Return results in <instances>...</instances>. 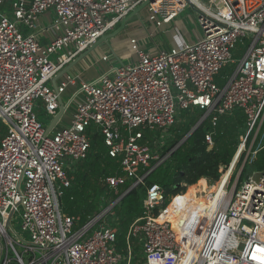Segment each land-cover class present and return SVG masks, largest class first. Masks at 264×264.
I'll return each mask as SVG.
<instances>
[{
	"label": "built area",
	"instance_id": "obj_1",
	"mask_svg": "<svg viewBox=\"0 0 264 264\" xmlns=\"http://www.w3.org/2000/svg\"><path fill=\"white\" fill-rule=\"evenodd\" d=\"M146 2L157 25L191 6L201 37L155 53L134 38L137 60L89 80L64 74L54 87L67 65ZM73 86L48 132L37 110L54 119ZM195 109L203 116L189 134L223 115L245 116L221 179L197 192L216 198L214 214L185 218L178 232L166 217L165 189L153 183L130 237L140 241L145 264H179L185 255L187 264H264V171L240 182L241 168L229 186L242 156L253 163L264 150V0H0V264H123L132 250L117 244L115 206L170 160L187 138L173 144L176 126ZM65 113L71 118L62 124ZM92 126L122 173L103 177L100 210L79 226L81 217L65 213L60 199L88 157ZM214 134L205 133L208 149Z\"/></svg>",
	"mask_w": 264,
	"mask_h": 264
},
{
	"label": "trees",
	"instance_id": "obj_2",
	"mask_svg": "<svg viewBox=\"0 0 264 264\" xmlns=\"http://www.w3.org/2000/svg\"><path fill=\"white\" fill-rule=\"evenodd\" d=\"M230 70L231 68H225ZM225 69L222 73L225 72ZM203 111L195 110L194 113L184 115L185 124L180 125L176 132V139L173 144H178L191 130V125L195 121V116ZM245 119L241 111L227 114L220 117L218 124L212 128L209 121L205 125L192 131L186 140L180 144L172 153L170 160L153 170L147 176L145 183L136 189L128 192L115 206L118 216L117 244L127 251L132 244L130 229L136 218L143 215L144 202L147 195V186L153 183L160 184L165 189L166 203L170 198L178 196L179 192L192 185L186 197L194 189H200L203 184L207 186L209 181H219L222 177L220 168L229 165L237 149V131ZM193 121V122H192ZM214 129V146L208 149L205 143V133ZM6 130L5 124L0 120V135ZM89 134L91 146L88 157L80 164L75 173V177L70 187L66 188L60 199L62 210L68 215L80 216L79 226L87 222L90 215L96 214L100 210L101 193L104 190L102 184L103 177L109 174H120L119 159L109 155L107 147L104 145L103 135L95 126L90 127ZM252 165L255 170L264 171V150L257 153ZM199 183V184H196ZM196 184V185H193ZM129 185L127 182L126 187ZM123 190H125V188ZM100 197V199H99ZM185 204L174 208L173 225L178 232L182 231L186 214L181 211L186 208ZM100 200V201H98ZM206 213L212 214L206 208L201 211L202 216ZM199 215L196 217L198 219ZM178 224V225H177ZM135 264H145L136 261ZM180 264H187L181 261Z\"/></svg>",
	"mask_w": 264,
	"mask_h": 264
},
{
	"label": "crops",
	"instance_id": "obj_3",
	"mask_svg": "<svg viewBox=\"0 0 264 264\" xmlns=\"http://www.w3.org/2000/svg\"><path fill=\"white\" fill-rule=\"evenodd\" d=\"M142 10L139 12V14H136L127 22L124 30H122L118 35L111 38L109 42H103L98 45L99 46L98 52H102L100 59L99 58L94 59L92 56V54L95 52L94 49L97 48L98 47L97 46L71 68L74 69L72 72L75 75H80L83 79L87 80L97 77L100 73L104 72L109 67L116 66L120 62L128 63L137 60L138 56L131 42V40L134 38L137 39L138 47L140 49L147 52L155 53L160 48L168 49L171 47H182L187 43L198 40V38H200L202 35V31L197 22V16H195L194 19L196 29L193 26H190V28H186V27L183 28L185 24L182 22L183 18L182 17L179 18L180 15L169 23L157 25L155 21L150 19L149 11H147L148 15L146 11L144 14L146 15L147 18L144 19V17H140L143 15ZM192 13L195 15L194 12ZM120 24L117 27H119ZM47 40L48 39L45 38L42 39L43 42H46ZM108 53L112 54L111 60L109 58ZM105 55L108 56V59L103 58ZM66 74H68V72ZM61 78L62 76L58 79L60 80ZM74 89L75 86L71 87V89H68V91L64 94L63 98L68 99L71 91ZM195 110L190 111L188 115L194 113ZM70 118H71L70 113H65L62 124L68 123L70 121ZM184 121L182 123H184ZM205 123L203 125H205ZM180 124L176 126L177 127L176 130L178 129ZM188 134L185 137H188ZM176 135H177L176 132H174L173 135L174 140L176 139ZM205 179L208 182V179L207 178ZM202 186H204V184ZM134 243L139 244L141 246L140 241L135 240L132 241L131 246L127 250L129 249L132 250Z\"/></svg>",
	"mask_w": 264,
	"mask_h": 264
},
{
	"label": "rangeland",
	"instance_id": "obj_4",
	"mask_svg": "<svg viewBox=\"0 0 264 264\" xmlns=\"http://www.w3.org/2000/svg\"><path fill=\"white\" fill-rule=\"evenodd\" d=\"M143 15L142 16H140V17H144V19L145 18H147L146 17V15H144L145 14V11H146V13H147V15H148V12L147 11H149L148 10V8L147 7H145L143 10ZM192 12H194L195 13V15L192 13ZM139 14V13H138ZM195 16H197V12L191 7V6H188L186 9H185V11L184 12H182V13H180V16H179V18H183L182 19V22L185 24V26H183V28L184 27H186V28H190V26H193L194 28H195V22H194V19H195ZM196 29V28H195ZM31 30H28L27 32L29 33ZM202 31V30H201ZM178 34H180V33H178ZM242 46H243V44L242 43H239L238 44V46H237V50H240L241 48H242ZM95 50V52L92 54V56H93V58L94 59H100V57H101V55H102V52H98V50H99V46L97 47V48H95L94 49ZM108 55H109V58H110V60L112 59L111 57H112V54H110V53H108ZM240 56V55H239ZM74 69H71L70 71H68V74H71V75H75L72 71H73ZM227 74H229L230 73V71H225ZM87 80H89V79H87ZM37 113H38V117H39V119H41L44 123H45V125H49L50 124V122H51V120L53 119L52 118V116L51 115H49V114H47V112L44 110V108H39L38 110H37ZM66 115H68V114H66ZM202 116H203V114L201 115L200 113H198L196 116H195V121H194V123H192V125H191V130L194 128V127H196L197 126V123L199 122V120L202 118ZM183 120H181V122H179L178 124H185V123H182L184 120L186 121V119H185V117L183 116ZM184 121V122H185ZM193 122V121H192ZM180 124V125H181ZM199 127H201V125L199 126ZM198 127V128H199ZM245 131V127L244 126H239V128H238V131H237V143H239V136H240V133L241 132H244ZM177 132V131H176ZM253 136V135H252ZM238 146V145H237ZM256 158V157H255ZM254 158V159H255ZM252 160H251V158L249 157V158H247L246 159V156H242V158H241V160H240V162L238 163V165H237V169H236V172H235V175L231 178V180H230V182H229V186H231V184L235 181V179H236V176H237V174H238V172L240 171V169L242 168L243 169V171H242V174H241V177H240V182L242 181H245L247 178H248V176L250 175V174H252L253 173V171L255 170L254 169V166L251 164L252 162H251ZM245 165V166H244ZM244 166V167H243ZM223 169H224V167L222 166V169H221V173H223ZM219 181H215L214 180V182H212V181H209L208 180V182H207V186L208 185H210V184H217ZM196 184H199V183H196ZM196 184H193V185H196ZM192 185H190V186H188V187H186V189L185 190H182V191H180L179 192V194H178V196H180L181 197V199H179L178 198V196H175V197H172V198H170V200L166 203V206H167V210H168V213H166V217H170V218H173V216L175 215V212L176 211H174V208L175 207H178L179 209L181 208V206L183 205V204H185L187 201H185L184 200V198L186 197V195L188 194V192H189V190H190V187H191ZM206 186V187H207ZM200 187V189L199 190H201L202 188H205V185L204 186H199ZM103 195V192L101 193V196ZM99 199H100V197H99ZM186 199L188 200V203H187V205H186V208H184L181 212L183 213V214H186V216H187V218H190V220L189 221H191V222H195V219H196V217L198 216V212H199V210H195L194 208H195V206H194V203H192L191 202V200L188 198V196L186 197ZM98 201H100V200H98ZM193 209H194V211H193ZM13 224H14V227L17 229V230H20V221H19V218H18V216L17 217H14V219H13ZM178 225V224H177ZM10 233L13 235L14 234V232L10 229ZM133 251H132V253L129 255L128 253H125V259H124V261H123V264H125V262L126 261H130V263L131 264H135L136 263V261H142L143 263H144V260H145V258H144V256H143V250H142V248H141V246L139 245V244H133V249H132ZM128 256V257H127ZM180 264V263H179Z\"/></svg>",
	"mask_w": 264,
	"mask_h": 264
},
{
	"label": "water",
	"instance_id": "obj_5",
	"mask_svg": "<svg viewBox=\"0 0 264 264\" xmlns=\"http://www.w3.org/2000/svg\"><path fill=\"white\" fill-rule=\"evenodd\" d=\"M153 1V0H150ZM148 2L142 4L141 6H139L137 9H135L131 14H129L127 17H125L124 19H122L121 24L119 27H117L114 31H111L109 33L104 34L94 45H92L88 50L84 51L83 53H81L79 55V57H77V59H75L72 63H70L69 65H67L54 79H53V84L54 87L57 88V80L58 78H60L61 76H63L64 74H66L76 63H78L82 58H84L90 51H92L95 47H97L99 44L103 43V42H109V40L113 37H115L116 35H118L122 30H124L127 22L134 17L136 14H138L143 8L146 7ZM59 104H60V111L59 113L54 117V119L50 122L47 131L50 132L54 129L55 126L58 125V122L60 120V118L62 117L64 111H65V106H64V101H63V97L61 96L59 99Z\"/></svg>",
	"mask_w": 264,
	"mask_h": 264
},
{
	"label": "bare ground",
	"instance_id": "obj_6",
	"mask_svg": "<svg viewBox=\"0 0 264 264\" xmlns=\"http://www.w3.org/2000/svg\"><path fill=\"white\" fill-rule=\"evenodd\" d=\"M199 190L198 189H194L193 191L190 192V194L188 195V198L191 200L192 203H194V206H195V210H199V214H201V211L203 210L204 207H206L212 214H214V208H215V205H216V198H211L209 200V202H207V199L206 198H200L198 197V192ZM206 205V206H202V205ZM193 209V211H194ZM212 214H209V215H212ZM206 215H208V213H206L205 215H203V217H200V219H204L206 218ZM208 215V216H209ZM187 256L185 255L183 258H182V261H187Z\"/></svg>",
	"mask_w": 264,
	"mask_h": 264
}]
</instances>
